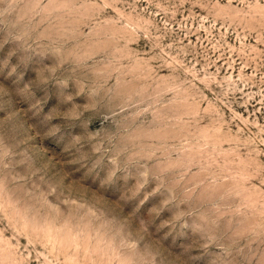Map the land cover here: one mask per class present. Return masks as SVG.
I'll use <instances>...</instances> for the list:
<instances>
[{
  "label": "rangeland",
  "instance_id": "obj_1",
  "mask_svg": "<svg viewBox=\"0 0 264 264\" xmlns=\"http://www.w3.org/2000/svg\"><path fill=\"white\" fill-rule=\"evenodd\" d=\"M0 264H264V0H0Z\"/></svg>",
  "mask_w": 264,
  "mask_h": 264
},
{
  "label": "snow or ice",
  "instance_id": "obj_2",
  "mask_svg": "<svg viewBox=\"0 0 264 264\" xmlns=\"http://www.w3.org/2000/svg\"><path fill=\"white\" fill-rule=\"evenodd\" d=\"M142 200H143V195L140 196L139 200H136L132 205H130V207H129V211H133V210L136 208V206H137ZM154 203H155V201H150L147 205L144 206L143 209L140 210L139 215H140V216H144L145 218H147V214H148L150 208H151V210H152V214H153L154 216L159 215V212L161 211V209H159V207H155V208H153L152 205H153ZM161 220H168V223H169L170 225H172V223H173V222L171 221V219H170L168 213H164L163 216H159V219H158L156 222L159 223ZM174 226H175L176 228L181 227V225H180L179 222H176V223L174 224Z\"/></svg>",
  "mask_w": 264,
  "mask_h": 264
}]
</instances>
